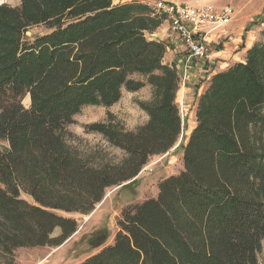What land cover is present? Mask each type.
Returning <instances> with one entry per match:
<instances>
[{
  "label": "trees",
  "instance_id": "obj_1",
  "mask_svg": "<svg viewBox=\"0 0 264 264\" xmlns=\"http://www.w3.org/2000/svg\"><path fill=\"white\" fill-rule=\"evenodd\" d=\"M113 2L0 5V264H15L19 249L60 247L78 231L71 215L92 213L107 190L134 185L151 158L173 149L183 171L159 183L157 198L122 211L110 245L103 228L90 245L99 251L83 264H260L264 41L210 79L187 137L179 72L164 64L168 45L148 36L160 22L147 4ZM261 25L264 12L246 26L241 48ZM35 27L46 32L29 37ZM146 85L144 126L128 131L111 115L85 126L124 154L119 162L70 132L85 107L110 108L123 90Z\"/></svg>",
  "mask_w": 264,
  "mask_h": 264
},
{
  "label": "rangeland",
  "instance_id": "obj_2",
  "mask_svg": "<svg viewBox=\"0 0 264 264\" xmlns=\"http://www.w3.org/2000/svg\"><path fill=\"white\" fill-rule=\"evenodd\" d=\"M5 4L13 7L20 5L21 0H0ZM118 3V0H113ZM131 1V2H130ZM159 0H129L127 3L148 4L153 11L154 4ZM178 3H187L193 7H202L212 5L216 8H222L231 5L236 9L237 15L232 23L226 26L223 31L228 34L227 37L219 39L224 48L231 47L233 55L238 51L246 58L245 52L237 50L240 45V39L248 24L259 17L264 12V0H166ZM126 4V3H125ZM160 25L165 23V19L155 16ZM167 22V21H166ZM169 26V22H167ZM170 27V26H169ZM46 31L43 27H35L28 32V36L44 34ZM173 37L180 38L169 30ZM149 36V35H148ZM264 41V25L254 27L246 35V48ZM182 44V42H181ZM170 45V44H169ZM213 44V52L215 53ZM236 51V52H235ZM239 60V59H238ZM181 82V80H180ZM210 80H203L199 84L200 95H202L209 86ZM180 89V88H179ZM179 92V90H178ZM178 94V93H177ZM199 95V96H200ZM153 96V89L146 85L138 92H128L123 90L121 100L110 108L90 106L85 107L76 117V122L70 127V132L80 139L82 146L95 147L104 146L112 154V157L119 162L124 154L117 149L109 148L102 139V136L96 134H87L85 126L92 123H106L110 120V115L120 122L128 131H135L144 126L148 120V115L141 109L140 103L150 102ZM188 106L183 107L176 97V103L180 110L183 124L187 126L185 135L188 137L196 126L197 99H193ZM196 103V104H195ZM26 107L30 106V101L26 98L24 101ZM180 143V141H179ZM178 143V145H179ZM177 145V146H178ZM5 142L0 141V148L6 147ZM183 153L180 150L173 149L168 154L151 158L148 165L142 170L134 185L123 188L130 184L126 183L120 187L107 190L104 200L96 206L95 210L88 215H71L79 224L78 231L60 247H39L30 249H19L15 252V264H83V262L99 251L100 248L92 249L93 240L100 238V231L106 228L109 231V238L105 242L110 245L114 241L117 231V221L122 211L130 205L140 204L145 200L157 198L159 194V183L172 176L178 175L183 171ZM60 230H56L54 237L60 235ZM97 237V238H94ZM99 245V244H97ZM259 263L264 264V242L262 254L259 257Z\"/></svg>",
  "mask_w": 264,
  "mask_h": 264
},
{
  "label": "built area",
  "instance_id": "obj_3",
  "mask_svg": "<svg viewBox=\"0 0 264 264\" xmlns=\"http://www.w3.org/2000/svg\"><path fill=\"white\" fill-rule=\"evenodd\" d=\"M127 2L129 0H118V4ZM151 13L153 17L159 16L169 22L170 30L180 38L189 59L204 64L211 62L214 55L211 35L219 31L222 39L227 37L228 34L223 29L237 15L236 9L231 5L222 8L212 5L193 7L187 3L166 0L155 2Z\"/></svg>",
  "mask_w": 264,
  "mask_h": 264
},
{
  "label": "crops",
  "instance_id": "obj_4",
  "mask_svg": "<svg viewBox=\"0 0 264 264\" xmlns=\"http://www.w3.org/2000/svg\"><path fill=\"white\" fill-rule=\"evenodd\" d=\"M113 3L114 5L118 4L117 2ZM169 30L170 27L165 21L154 33L149 35V39L161 41L168 45V50L164 56V64L175 66L179 72L181 82L179 84L180 89L177 96L178 101L183 107H185V105L188 106L189 102L195 101L193 100L195 97L198 101L200 95L199 84H201L203 80H210L216 73L223 72L233 64L244 61L242 59L243 55H240V58L237 57L240 54L238 51H235L236 53L233 55V49L231 47L224 48L223 45L220 50L215 51L212 61L207 64L201 63L198 60L189 59L188 53L185 51L181 42L178 41L177 37H173L174 35H171ZM242 37L237 50L245 52V49L247 50L249 48H246V46L245 48H241ZM220 40L222 39H219L217 33L211 35L210 41L212 45H221L220 42H218Z\"/></svg>",
  "mask_w": 264,
  "mask_h": 264
},
{
  "label": "water",
  "instance_id": "obj_5",
  "mask_svg": "<svg viewBox=\"0 0 264 264\" xmlns=\"http://www.w3.org/2000/svg\"><path fill=\"white\" fill-rule=\"evenodd\" d=\"M3 4H5V3H3V2L0 1V5H3Z\"/></svg>",
  "mask_w": 264,
  "mask_h": 264
},
{
  "label": "bare ground",
  "instance_id": "obj_6",
  "mask_svg": "<svg viewBox=\"0 0 264 264\" xmlns=\"http://www.w3.org/2000/svg\"><path fill=\"white\" fill-rule=\"evenodd\" d=\"M28 101H30L29 97H27Z\"/></svg>",
  "mask_w": 264,
  "mask_h": 264
}]
</instances>
